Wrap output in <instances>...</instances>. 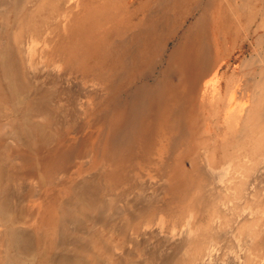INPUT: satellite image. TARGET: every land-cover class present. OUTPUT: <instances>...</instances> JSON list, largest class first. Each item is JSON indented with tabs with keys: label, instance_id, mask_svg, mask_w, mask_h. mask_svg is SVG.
<instances>
[{
	"label": "bare ground",
	"instance_id": "bare-ground-1",
	"mask_svg": "<svg viewBox=\"0 0 264 264\" xmlns=\"http://www.w3.org/2000/svg\"><path fill=\"white\" fill-rule=\"evenodd\" d=\"M87 1L0 0V264H161V252L162 264H264V91L241 70L244 101L232 94L224 112L214 95L197 102L209 2ZM94 171L106 189L131 188V205L114 211L122 196L109 195L95 209L102 236L69 242L70 224L94 236L80 192ZM196 198L207 224L190 212ZM140 248L153 252L142 260Z\"/></svg>",
	"mask_w": 264,
	"mask_h": 264
},
{
	"label": "rangeland",
	"instance_id": "rangeland-1",
	"mask_svg": "<svg viewBox=\"0 0 264 264\" xmlns=\"http://www.w3.org/2000/svg\"><path fill=\"white\" fill-rule=\"evenodd\" d=\"M205 1L209 2V7H208V10H206V18L202 24V29L201 31H199L201 35L199 38V41L203 47L202 56L203 58H206L208 60V64H207L206 72L204 73V77L199 81L197 102L201 104L202 102H204V99L208 97V95L209 96L214 95L216 98H221V102L223 103L221 107L223 108H222V111L220 112H224L226 109V106L224 104L226 105L228 104V100L232 94H233V102H237V101L242 102L246 99L247 92H249V89L251 87L249 84L247 85L246 83H243L241 81L239 82L240 77L237 71L245 70V72L247 73L246 77L248 76L249 73H250V76L252 74L253 79L257 78L260 81L261 88L264 91V35H260V34L253 35L256 25L264 21L263 19L264 15L260 14L259 12L260 8H262L264 11V0H245V5H244V0H213L214 3H211L209 0H205ZM227 2L232 3V4H228ZM86 3L89 6V1L86 0ZM229 5H234L235 11H236L234 12L237 14V17H233V15L230 13ZM256 10H258L259 14H258L257 19L254 20L253 16L249 15L248 14L249 12H246V11H250L253 14L254 11ZM197 16L199 15H196V12H194L193 14H190L188 18L183 20L181 27L178 30L177 34L174 35L168 41L167 51L164 57L155 66L154 77L152 78V81L159 79L160 75H163L161 73V70L166 67V60L172 56L174 50H176L177 47L181 44L184 33L187 32V29L190 28L192 24H194V22L197 19ZM261 33L264 34V29ZM248 35L249 37H252L255 40H257V37L262 36L263 40L259 44H257V42L251 43V41L247 37ZM235 47H237V50L233 54L231 59L229 60L227 56L231 55ZM259 58H260V61H257L256 63L253 62L254 60H259ZM171 70L173 74L177 73L176 72L177 68H171ZM246 81H247V78H246ZM207 104H209V102H207ZM224 118L226 119V117ZM111 123L112 122L110 120V124ZM84 124H85L84 121L82 124H80L81 129H83V126L81 125H84ZM118 130H122V129L120 128ZM125 131H128L127 126H126ZM216 159L221 160L219 156H216ZM93 173L95 175L86 180L80 192L81 194H83L86 200L91 201L90 205L85 204L84 206V209H85L84 217L85 218L83 221L85 223L84 227H86L87 229L90 228L94 236H92L91 234V236L89 237L85 236L83 238L82 233L79 234V232L77 231H75V234H74L73 229L71 228V224H70L67 227V231H66L67 240L69 242L77 241V240L79 241L82 239L84 240V242L95 240V239L97 240V237L102 236L101 227L99 228L97 226L98 228H96L93 226H95V219H96V215H98V212L106 210V208H102L104 207L103 201H106L109 195L113 196V194H116L117 192H119L122 196V198L118 196L120 198V199L118 198V203H115L112 206V209L114 211H115V208L120 206L119 203H121V205L126 209H128L131 205L130 203L131 194H132V190H130L131 188L129 189L127 188L123 190L124 193L118 189L117 190L115 189L113 190L110 188L106 189V187L104 186V183L107 181L105 175L103 176L97 171H94ZM166 191H167L166 192L167 196L172 199L174 195L172 196V193H170L171 191L169 192L168 189H166ZM93 199H99V200L95 201ZM194 200H193V204L190 207V212L191 211L196 212L197 219L200 222L207 224L208 223L207 215L203 213V208H206V204H203V201L200 199L196 198ZM95 209L97 210L99 209V211ZM186 209L188 210V208ZM182 222L181 224L180 223L178 224V227L182 226ZM171 225H172V222H168L166 226L167 228H169V226ZM136 226L137 224H135V222L129 224L130 229H132V227L138 228V226L137 227ZM141 226H142V222H141ZM94 230H98L99 236ZM105 237H107V234H104V239ZM119 237L120 236L115 235L112 238V240L114 241L119 240ZM37 238H38L37 234L35 233V239L37 240ZM108 238L111 239V237H108ZM260 240L261 239L258 237L257 245ZM226 244L227 243L221 244L220 251L224 250V248L226 247ZM67 246L72 247L73 245L72 243H68ZM151 252L153 251L142 250L141 248L138 250V253L141 255L140 258H142V260L143 259L146 260L148 256L151 255ZM161 253L162 254L160 253L157 254L158 258H156L154 262L157 263L159 260L160 263L162 264V261L160 260L162 258H160V256L161 257L165 256V253L163 252ZM86 254L89 257L93 256L92 254H90L91 256L88 253ZM106 254L107 253H102V255H106ZM133 258H134L133 260L140 259L137 255ZM171 264H177V261L174 260Z\"/></svg>",
	"mask_w": 264,
	"mask_h": 264
}]
</instances>
